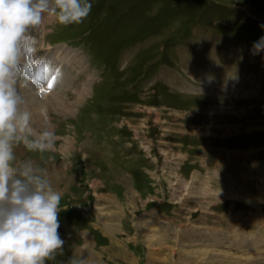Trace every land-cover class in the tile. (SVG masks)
<instances>
[{
  "label": "rangeland",
  "instance_id": "374dc122",
  "mask_svg": "<svg viewBox=\"0 0 264 264\" xmlns=\"http://www.w3.org/2000/svg\"><path fill=\"white\" fill-rule=\"evenodd\" d=\"M91 3L94 16L90 12L79 25H53L50 41L71 37L90 51L98 47L95 54L109 63L111 73L122 51L118 64L115 59L119 71L129 66L138 78L118 83L102 74L92 93L88 72L77 93L52 88L67 101L64 112L47 103L53 94L43 97L33 83L42 106L23 97L33 127L56 134L52 150L15 148L17 162L31 160L61 194L58 231L66 241L64 254L47 264H67L81 251L87 264H264V86L252 89L253 80L247 79L251 70L253 76L262 72L264 57L255 56L246 76L241 70L250 59L243 47L229 52L239 64L213 60L221 73L207 69L211 82L204 84L214 92L188 91L170 67L191 70L180 58L179 44L199 62L210 54L208 61L216 58L231 36L234 44L248 43L252 50L264 36V0ZM147 34L152 35L144 44L151 46L144 51L124 42ZM55 50L59 60L51 74L58 82L64 60L86 68L78 50ZM125 68L114 77L123 78ZM240 79L246 80L228 88ZM71 225L81 233L65 239Z\"/></svg>",
  "mask_w": 264,
  "mask_h": 264
},
{
  "label": "clouds",
  "instance_id": "9594fccd",
  "mask_svg": "<svg viewBox=\"0 0 264 264\" xmlns=\"http://www.w3.org/2000/svg\"><path fill=\"white\" fill-rule=\"evenodd\" d=\"M92 6L91 0H0V264H47L64 254L66 241L58 231L61 194L43 169L31 160L17 162L15 155L21 144L30 152L52 150L56 134L33 127L19 83L26 59L37 51L30 29L45 14L62 26L79 25ZM253 50H264V36ZM67 264H87L84 252Z\"/></svg>",
  "mask_w": 264,
  "mask_h": 264
},
{
  "label": "bare ground",
  "instance_id": "6f19581e",
  "mask_svg": "<svg viewBox=\"0 0 264 264\" xmlns=\"http://www.w3.org/2000/svg\"><path fill=\"white\" fill-rule=\"evenodd\" d=\"M48 18H49V15L48 14H45L44 15V21H48ZM60 53V52H59ZM63 57V56H62ZM81 60V59H80ZM62 61V60H61ZM80 65V64H79ZM60 67V66H58ZM34 66L30 65L28 61L25 62V65H24V69H23V72H24V76L23 78H27L30 77V74H32V71L31 69H33ZM26 82H21L19 83V91L22 93L24 92V95L23 97L26 99L27 97L31 96V98L33 99V101H35V104L38 105V108L40 107V105L42 106L43 102H42V97H39V95L37 94V92L33 89L34 86L32 85V82L29 80H25ZM28 81V82H27ZM21 86V87H20ZM29 91V93L27 92ZM53 96L47 101V103L52 106L53 108L55 107H58V106H62V108H56V109H59L61 112H62V109H63V112H64V108H66V105L67 104V101L64 100V97L61 96V95H58L57 93H55V91H52ZM62 94V93H61ZM22 95V94H21ZM51 96V95H50ZM27 100V99H26ZM29 101V100H28ZM33 104V103H32ZM70 109H75L74 107H76V105H73L72 103L70 104ZM28 107V106H27ZM154 231V229H153ZM154 234V233H152ZM157 235V234H156ZM150 236V234H149ZM151 237V236H150ZM152 238V237H151ZM148 243L149 245L150 244V240H148Z\"/></svg>",
  "mask_w": 264,
  "mask_h": 264
}]
</instances>
